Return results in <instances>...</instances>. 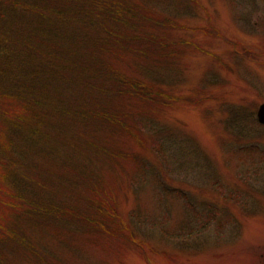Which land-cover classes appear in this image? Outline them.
Segmentation results:
<instances>
[{
	"label": "trees",
	"instance_id": "16d2710c",
	"mask_svg": "<svg viewBox=\"0 0 264 264\" xmlns=\"http://www.w3.org/2000/svg\"><path fill=\"white\" fill-rule=\"evenodd\" d=\"M166 20L134 0H0V264H61L74 245L134 243L149 217H123L95 171L134 164L122 144L141 139L138 100L166 106L162 89L123 68L166 66L171 40L151 32ZM78 176L85 186L60 200L54 191H74Z\"/></svg>",
	"mask_w": 264,
	"mask_h": 264
},
{
	"label": "rangeland",
	"instance_id": "374dc122",
	"mask_svg": "<svg viewBox=\"0 0 264 264\" xmlns=\"http://www.w3.org/2000/svg\"><path fill=\"white\" fill-rule=\"evenodd\" d=\"M134 1L167 19L151 32L176 53L144 73L123 68L162 89L166 106L138 100L141 139L122 144L134 164L95 175L123 217L140 208L149 220L134 243L73 244L61 264H264V0ZM80 177L55 195L80 190Z\"/></svg>",
	"mask_w": 264,
	"mask_h": 264
},
{
	"label": "water",
	"instance_id": "95a60500",
	"mask_svg": "<svg viewBox=\"0 0 264 264\" xmlns=\"http://www.w3.org/2000/svg\"><path fill=\"white\" fill-rule=\"evenodd\" d=\"M256 120L259 124L264 125V102L261 103L257 108Z\"/></svg>",
	"mask_w": 264,
	"mask_h": 264
},
{
	"label": "flooded vegetation",
	"instance_id": "af4514ba",
	"mask_svg": "<svg viewBox=\"0 0 264 264\" xmlns=\"http://www.w3.org/2000/svg\"><path fill=\"white\" fill-rule=\"evenodd\" d=\"M264 126V125H263Z\"/></svg>",
	"mask_w": 264,
	"mask_h": 264
}]
</instances>
